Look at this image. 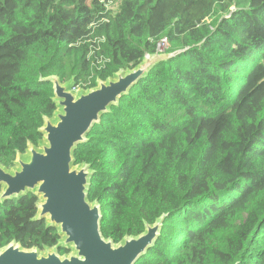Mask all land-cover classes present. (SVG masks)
I'll return each mask as SVG.
<instances>
[{
	"label": "trees",
	"instance_id": "16d2710c",
	"mask_svg": "<svg viewBox=\"0 0 264 264\" xmlns=\"http://www.w3.org/2000/svg\"><path fill=\"white\" fill-rule=\"evenodd\" d=\"M164 45L74 152L102 234L118 244L165 216L136 264H264V0H0V164L43 140L46 79L89 90ZM38 203L0 204V249L69 255Z\"/></svg>",
	"mask_w": 264,
	"mask_h": 264
},
{
	"label": "water",
	"instance_id": "95a60500",
	"mask_svg": "<svg viewBox=\"0 0 264 264\" xmlns=\"http://www.w3.org/2000/svg\"><path fill=\"white\" fill-rule=\"evenodd\" d=\"M168 56L148 55L133 70H121L97 87L74 93V81L63 84L59 77L46 79L53 84L58 110L54 118H45L40 129L44 135L39 146L28 145L19 153L11 170L0 164V204L28 193L39 199L37 220H46L61 237L59 246L71 253L61 256L58 247L41 251L25 249L13 242L0 249V264H136L161 235L165 216L155 224H146L140 236L125 237L116 244L101 231L102 211L91 203L88 192L94 175L87 164L76 165L74 152L87 141V135L111 106L146 77Z\"/></svg>",
	"mask_w": 264,
	"mask_h": 264
},
{
	"label": "rangeland",
	"instance_id": "374dc122",
	"mask_svg": "<svg viewBox=\"0 0 264 264\" xmlns=\"http://www.w3.org/2000/svg\"><path fill=\"white\" fill-rule=\"evenodd\" d=\"M166 48H167V45H164V46L160 47V54L166 56V54H165L166 52H164ZM80 90H81V89H80ZM80 90L74 91L75 95H76Z\"/></svg>",
	"mask_w": 264,
	"mask_h": 264
},
{
	"label": "built area",
	"instance_id": "2783aa9c",
	"mask_svg": "<svg viewBox=\"0 0 264 264\" xmlns=\"http://www.w3.org/2000/svg\"><path fill=\"white\" fill-rule=\"evenodd\" d=\"M103 3H106L108 7H111L115 4L116 0H102Z\"/></svg>",
	"mask_w": 264,
	"mask_h": 264
},
{
	"label": "clouds",
	"instance_id": "9594fccd",
	"mask_svg": "<svg viewBox=\"0 0 264 264\" xmlns=\"http://www.w3.org/2000/svg\"><path fill=\"white\" fill-rule=\"evenodd\" d=\"M162 47V46H161Z\"/></svg>",
	"mask_w": 264,
	"mask_h": 264
}]
</instances>
